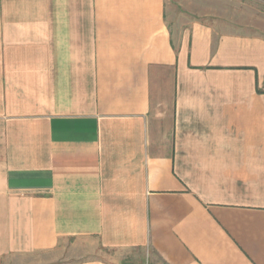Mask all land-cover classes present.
<instances>
[{"label": "crops", "instance_id": "crops-1", "mask_svg": "<svg viewBox=\"0 0 264 264\" xmlns=\"http://www.w3.org/2000/svg\"><path fill=\"white\" fill-rule=\"evenodd\" d=\"M169 0H0V264H264V25Z\"/></svg>", "mask_w": 264, "mask_h": 264}, {"label": "rangeland", "instance_id": "rangeland-1", "mask_svg": "<svg viewBox=\"0 0 264 264\" xmlns=\"http://www.w3.org/2000/svg\"><path fill=\"white\" fill-rule=\"evenodd\" d=\"M176 12L187 17L233 14L239 21L264 25V0H169Z\"/></svg>", "mask_w": 264, "mask_h": 264}]
</instances>
